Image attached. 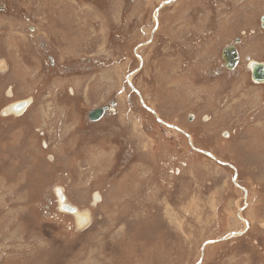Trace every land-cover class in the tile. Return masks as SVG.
Returning a JSON list of instances; mask_svg holds the SVG:
<instances>
[{
	"label": "rangeland",
	"instance_id": "obj_1",
	"mask_svg": "<svg viewBox=\"0 0 264 264\" xmlns=\"http://www.w3.org/2000/svg\"><path fill=\"white\" fill-rule=\"evenodd\" d=\"M263 16L0 0V264H264Z\"/></svg>",
	"mask_w": 264,
	"mask_h": 264
},
{
	"label": "water",
	"instance_id": "obj_2",
	"mask_svg": "<svg viewBox=\"0 0 264 264\" xmlns=\"http://www.w3.org/2000/svg\"><path fill=\"white\" fill-rule=\"evenodd\" d=\"M223 57L225 59L226 65L229 68H232V67L235 66V64L238 61V52H237V50H236V48L234 46H228V47L224 48ZM253 76H254V78L256 80H259V81H263L264 80V64L259 63V64L256 65V67L254 68ZM25 104H26V101L22 100V102L18 104V107H22ZM106 109H107V107L94 108L93 110L90 111L89 118L91 120H93V121H96V120L100 119L104 115ZM208 154H210V153H208ZM210 155L212 156V154H210ZM212 157H214V156H212ZM58 194H59L60 198L64 199V196L61 194V190L60 189H58ZM62 209L63 210L74 211V209L71 208L68 205H66V206L63 205ZM220 239H222V238H220Z\"/></svg>",
	"mask_w": 264,
	"mask_h": 264
},
{
	"label": "bare ground",
	"instance_id": "obj_3",
	"mask_svg": "<svg viewBox=\"0 0 264 264\" xmlns=\"http://www.w3.org/2000/svg\"><path fill=\"white\" fill-rule=\"evenodd\" d=\"M263 20H264V19H263ZM256 65H257V64H253V68H254ZM21 102H22V101H18V102L12 103V104L8 107L9 111H12V112H15V113H21V112L26 108V106H27V102L29 103V101H27L26 104H25L24 106H22V107H18V104L21 103ZM5 110H6V109H5ZM9 113H10V112H9ZM61 194L64 196V199L60 198V196H59V200H60V202H61L62 208H63V205H65V206L68 205V206H70L71 208H73L74 211H70V210H66V211L75 214V215L77 216L78 220H79V223H81V224L84 223V221L88 219V216H87L86 214L80 212L76 207H74V206L68 204V203L66 202V197H65V195L62 193V191H61ZM58 195H59V194H58Z\"/></svg>",
	"mask_w": 264,
	"mask_h": 264
},
{
	"label": "flooded vegetation",
	"instance_id": "obj_4",
	"mask_svg": "<svg viewBox=\"0 0 264 264\" xmlns=\"http://www.w3.org/2000/svg\"><path fill=\"white\" fill-rule=\"evenodd\" d=\"M158 12H159V11H158ZM153 16H154L155 19L157 20L156 22H158V20H159L158 13H157V14H154Z\"/></svg>",
	"mask_w": 264,
	"mask_h": 264
}]
</instances>
